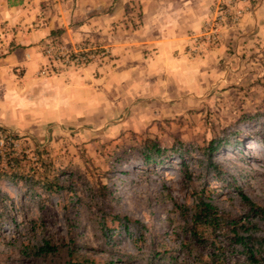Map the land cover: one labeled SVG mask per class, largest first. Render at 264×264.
<instances>
[{"label":"clouds","instance_id":"1","mask_svg":"<svg viewBox=\"0 0 264 264\" xmlns=\"http://www.w3.org/2000/svg\"><path fill=\"white\" fill-rule=\"evenodd\" d=\"M157 190L175 264H226L221 233L264 264V0H0V264H84L105 198L149 224Z\"/></svg>","mask_w":264,"mask_h":264},{"label":"rangeland","instance_id":"2","mask_svg":"<svg viewBox=\"0 0 264 264\" xmlns=\"http://www.w3.org/2000/svg\"><path fill=\"white\" fill-rule=\"evenodd\" d=\"M152 156L160 163L150 165L149 171L159 167V174H162L167 170V165L171 164L169 159L158 157L155 154ZM137 167L141 169L148 167L144 163V157L136 158L132 166L133 171ZM123 201H125V196L122 192H117L115 195L105 198L102 205L97 209L95 220L99 231L97 237L98 247L93 248L86 244H75L71 249V251L74 250V255L84 257V264H90V260L86 255L88 253H91L92 256H100V260L95 264H175L176 257L169 253L157 251L158 243L162 242L173 231L174 224L173 219L166 211L164 199L159 195V191L157 190L150 197L151 222L149 224L143 223L142 218H138L137 211L130 209ZM181 220L185 224L183 230L187 233L190 231L188 218L182 216ZM213 221L215 222V228L221 226V221H217L214 217ZM50 223H55L54 218ZM224 226L226 227V224ZM83 228L82 224L76 225L77 237L80 232H83ZM216 239L223 245L222 255H224L227 264V253L230 252L227 237L221 233L216 236ZM129 242L133 245L139 242L135 254H128ZM43 250H46L45 247L35 253L22 255L19 264H46V262L47 264H57L62 250L57 248L55 251ZM70 252H68V255Z\"/></svg>","mask_w":264,"mask_h":264},{"label":"trees","instance_id":"3","mask_svg":"<svg viewBox=\"0 0 264 264\" xmlns=\"http://www.w3.org/2000/svg\"><path fill=\"white\" fill-rule=\"evenodd\" d=\"M153 154H155V153H153ZM144 163H145L146 166H149V163H150V165H153V164L157 165L160 162L156 161L155 157L151 156V157H144ZM195 220L197 222L201 223V224L215 225V222L213 221L212 212L208 208H205L204 212L201 215L197 216L195 218ZM192 235L195 238V233L194 232L192 233ZM45 249L49 250V251H55L56 250L55 246H46ZM46 250H43V251H46ZM69 256H75L74 255V250H72L69 253Z\"/></svg>","mask_w":264,"mask_h":264}]
</instances>
